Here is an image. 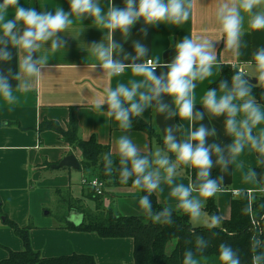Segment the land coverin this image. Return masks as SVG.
<instances>
[{"label":"clouds","instance_id":"clouds-1","mask_svg":"<svg viewBox=\"0 0 264 264\" xmlns=\"http://www.w3.org/2000/svg\"><path fill=\"white\" fill-rule=\"evenodd\" d=\"M197 3L198 0H125L124 7L119 8L109 0L105 11L99 0H69L70 11L57 6L54 13L26 8L19 4V0L0 3V61H11L9 45L16 49L18 60L17 71L13 72L11 68L0 71V98L8 105L17 103L18 97L14 93L33 90L36 82L44 76L45 69L53 67L48 64L50 56L47 53L55 54L68 44L58 33L69 32L76 22L91 17L93 24L104 30L105 35L88 47V54L97 61L88 67L101 69L103 77L108 79L123 74L128 68L134 76L141 77L107 88L101 98L91 101L92 109L118 122L124 133L131 130L134 118H141L149 109H154L166 120L179 117L190 122L187 134L181 123L165 127L163 147L142 151L127 134H122L114 141L111 150L102 155L106 176L118 175L121 184L127 185L131 181L132 189L146 193L139 196L138 204L141 213L151 222L173 225L174 213L188 217L194 226L190 229L194 239L186 243L194 246L184 250L182 264H208L205 253L211 241L197 234L195 228L223 231V216L209 214L205 205L210 198L225 191L224 174L230 169L231 174L239 169L243 184L256 185L264 191V176H260L251 165L246 166L241 159L248 149L256 154V167H264V127H261L264 125V106L257 102L252 91L255 86H264V48L256 50L252 59L245 62L247 70L235 72L230 84L221 80L218 90L206 91L201 101L203 112L195 109L194 96L197 81L212 76L213 66L219 63L214 41L223 39L225 50L239 58L241 48L246 47L242 39L245 23L250 31L264 30V0H215L219 36L215 39L185 36L175 42V56L170 63H162L160 58L152 56L149 58L148 47L140 41L133 42L135 54L128 53L114 35L119 31L126 41L140 20L145 25H181L189 20ZM10 10L14 11L12 19L7 18ZM140 31L147 35V28ZM49 41L50 48H45ZM161 67L167 71L157 74V68ZM251 77H255V83ZM11 81L16 82L15 88ZM165 96L172 102H166ZM205 113L209 118L225 117L224 130L232 137L230 144L208 143L209 137L217 136L215 127L209 128L203 123L193 127L205 118ZM214 167H219L221 175L212 176ZM184 170L189 172V182L176 183V178ZM162 185L170 189V202L154 211L151 196L162 192ZM250 192L242 187L234 191L233 196L247 201L240 211L249 217L253 226L249 238L251 264H264V227L260 226L264 216L257 219L254 196ZM215 264H242L239 249L221 243Z\"/></svg>","mask_w":264,"mask_h":264},{"label":"crops","instance_id":"crops-1","mask_svg":"<svg viewBox=\"0 0 264 264\" xmlns=\"http://www.w3.org/2000/svg\"><path fill=\"white\" fill-rule=\"evenodd\" d=\"M2 2L3 0H0V3ZM99 2L107 11L109 0ZM112 3L123 8L125 0H112ZM19 4L26 8L34 7L37 11L47 10L54 13L57 6L66 12L70 11L69 0H19ZM13 17L14 11L10 10L7 18ZM19 27L22 32L23 25ZM141 28H147L146 36L140 31ZM218 29L215 0H198L196 7L191 10L189 20L181 25H145L143 20H140L131 29L126 41L119 31L115 33L114 38L123 44L128 53L134 55L133 42L140 41L148 47L149 58L152 56L160 58L162 63H170L175 56V42L190 35L215 39L219 36ZM58 35L64 37L68 44L64 50L55 54L50 51L47 53L50 56L48 64L53 67L45 69L44 76L36 82L33 90L14 93L18 97L14 105H8L0 98V262L8 257V250L20 252L23 249L22 242L10 229L4 227L7 218L20 228L32 225L29 231L30 245L42 258L86 255L91 256L96 264H134L132 239H102L93 233L69 230L66 225L70 224L73 209L94 213L100 208L111 210L122 217H141L143 214L138 204L140 192L132 187H111L105 188L98 198L93 197L91 191L82 185L81 181L87 176L79 169L52 168L69 155L79 160V153L65 143L62 135L54 128L42 129L41 125L55 124L65 132L70 120L74 119L78 138L87 141L93 137L101 146L108 147L109 151L114 141L122 134H127L142 151L155 150L158 146L145 133L132 129L124 133L119 129L118 122L101 116L91 107V101L101 98L107 88H115L118 83H127L130 79L141 77L134 76L128 68L123 74L108 79L103 77L101 69L91 70L88 67L89 64L97 62L88 54V47L93 42H99L105 35L104 30L93 24L91 17L83 19L81 23L76 22L69 32ZM242 39L246 42V47L241 48L242 54L239 58L225 50L223 39L214 41L219 63L213 66L212 76L202 82L197 81L194 90L196 110L204 111L202 98L208 89H212L224 67L245 71V62L252 59L256 50L264 48V30L250 31L247 23ZM50 44L51 41L46 42L45 48H50ZM9 50L12 59L9 62L0 61V71L6 72L9 68L13 72L18 70L16 49L9 45ZM156 71L159 74L167 69L161 67ZM11 83L15 88L16 82ZM164 100L172 102L168 96H165ZM140 119L151 124L162 140L163 129L169 125L181 123L185 134L191 126L188 120H180L179 117L166 120L154 109L147 110ZM224 120V116L209 118L205 113V118L193 127H199L201 123L209 128L215 127L217 136L209 137L208 143L216 142L223 146L232 142V137L225 134ZM241 159L245 161L246 166L251 165L254 170L258 168L256 154L250 150L246 149ZM216 168L212 169V174ZM187 172L188 170H184L183 174L176 178V183L187 184L190 179ZM241 175L239 169L234 170L233 174L231 169L229 173L224 174L225 191L206 202V212L207 206L212 203L216 214L223 216V221H228L230 204L235 199L234 191L243 187L250 189V194L261 192L256 185L243 184ZM162 187L164 190L154 195L158 204L164 206L170 202V189L167 185ZM56 205L68 206V211L55 222L53 218H49V213H44L43 206ZM171 246L173 248L174 244L170 245L168 251L172 250Z\"/></svg>","mask_w":264,"mask_h":264},{"label":"trees","instance_id":"trees-1","mask_svg":"<svg viewBox=\"0 0 264 264\" xmlns=\"http://www.w3.org/2000/svg\"><path fill=\"white\" fill-rule=\"evenodd\" d=\"M237 70L224 67L221 75L212 88L218 90L221 80L231 83V77ZM253 95L257 102L264 105V87L261 85L253 87ZM47 127L58 131L63 141L74 151L79 153V171L87 178H96L104 184V188L111 187H131V181L127 185L119 182L118 175L106 176L103 170L102 155L109 151L108 147L101 146L95 138L91 137L83 141L77 136V126L74 119H71L67 131L62 132L55 124H43L42 129ZM134 131H140L153 140L158 147H163V140L156 133L151 124L144 122L140 118H134ZM115 159L116 156H113ZM260 176H264V167L255 170ZM188 173V172H187ZM193 176L195 170L192 171ZM221 175L217 167L212 176ZM90 190V189H89ZM105 190V189H104ZM90 194L98 198L92 190ZM146 193L140 192V195ZM254 196V210L257 219L264 216V191L252 193ZM154 211L160 210L163 206L159 205L154 193L151 196ZM247 201L243 199H233L230 204V218L223 221L221 229H213L210 232L203 227L195 228L197 234L203 235L211 241L210 247L206 250L208 264H215V257L218 246L227 243L239 249L242 264H251V253L249 251V238L252 234V223L249 217L241 214V208ZM83 215V222L80 226L74 227L66 225V228L82 233H93L102 239H124L129 238L133 241V262L134 264H182L183 252L187 247L194 245L187 244L186 241L193 240L190 229L193 228L186 215L174 213L173 225L155 224L144 215L141 217H122L111 210L97 208L94 213H86L79 209H73ZM72 210V211H73ZM209 214H216L211 203L207 206ZM260 226L264 227V220L260 221ZM4 227L10 229L13 234L22 242L23 249L20 252L8 250V257L0 264H96L91 256L71 255L56 258H42L39 252L34 251L30 245V228H20L15 223L5 218ZM216 233L213 236L212 233ZM174 244L170 252L168 246Z\"/></svg>","mask_w":264,"mask_h":264},{"label":"water","instance_id":"water-1","mask_svg":"<svg viewBox=\"0 0 264 264\" xmlns=\"http://www.w3.org/2000/svg\"><path fill=\"white\" fill-rule=\"evenodd\" d=\"M250 80L255 83V79H251ZM53 169H61V168H70L73 170H78L79 169V162L77 160V158L73 155H69L64 157L57 165L52 166ZM75 211L71 212V216L69 219V223L74 226V227H78L82 224L83 222V215L81 213L76 214L74 213Z\"/></svg>","mask_w":264,"mask_h":264},{"label":"rangeland","instance_id":"rangeland-1","mask_svg":"<svg viewBox=\"0 0 264 264\" xmlns=\"http://www.w3.org/2000/svg\"><path fill=\"white\" fill-rule=\"evenodd\" d=\"M44 208V213L47 212L49 213V218H53V220L56 222L57 219H60V217L62 215H64L65 213H67L68 211V206H43ZM179 215H182V213H178ZM64 219V218H63ZM50 220V219H49ZM30 226H28L30 228V230L32 229V225L29 224ZM173 246V245H172ZM171 246V248H172ZM168 248H170V246H168ZM168 251V249H167ZM170 252V250L168 251Z\"/></svg>","mask_w":264,"mask_h":264},{"label":"built area","instance_id":"built-area-1","mask_svg":"<svg viewBox=\"0 0 264 264\" xmlns=\"http://www.w3.org/2000/svg\"><path fill=\"white\" fill-rule=\"evenodd\" d=\"M83 186L92 190L95 195H102L104 192V184L96 178H85L81 181Z\"/></svg>","mask_w":264,"mask_h":264}]
</instances>
